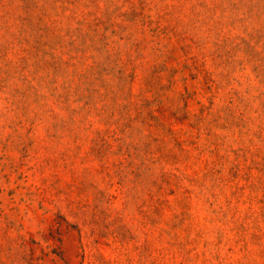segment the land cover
Segmentation results:
<instances>
[{
    "label": "rangeland",
    "instance_id": "rangeland-1",
    "mask_svg": "<svg viewBox=\"0 0 264 264\" xmlns=\"http://www.w3.org/2000/svg\"><path fill=\"white\" fill-rule=\"evenodd\" d=\"M0 264H264V0H0Z\"/></svg>",
    "mask_w": 264,
    "mask_h": 264
}]
</instances>
